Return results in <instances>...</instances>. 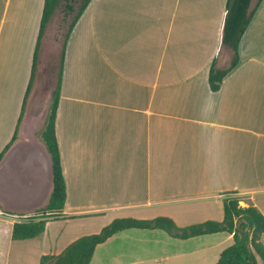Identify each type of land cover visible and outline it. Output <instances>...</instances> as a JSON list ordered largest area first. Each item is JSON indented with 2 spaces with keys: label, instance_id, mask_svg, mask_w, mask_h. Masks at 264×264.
Instances as JSON below:
<instances>
[{
  "label": "crops",
  "instance_id": "0c3cea01",
  "mask_svg": "<svg viewBox=\"0 0 264 264\" xmlns=\"http://www.w3.org/2000/svg\"><path fill=\"white\" fill-rule=\"evenodd\" d=\"M43 4L0 0V154L12 141L0 160V217L10 234L52 194L41 134L60 73L61 218L88 216L77 220L81 234L127 216H168L179 227L222 221L233 195L264 214V0H252L239 63L218 90L211 66L227 68L234 54L221 41L227 0H91L62 40L53 15L26 94ZM68 234L48 221L44 254L62 252L76 237ZM233 242L226 231L179 239L129 228L99 244L90 264H216Z\"/></svg>",
  "mask_w": 264,
  "mask_h": 264
},
{
  "label": "trees",
  "instance_id": "16d2710c",
  "mask_svg": "<svg viewBox=\"0 0 264 264\" xmlns=\"http://www.w3.org/2000/svg\"><path fill=\"white\" fill-rule=\"evenodd\" d=\"M90 1L44 0L38 40L34 53L32 75L26 94L30 91L34 77L41 39L56 10L63 5L65 13H72L76 9V4L79 3L77 12L69 25L68 32H70ZM251 2L252 0H227L221 41L225 46L230 47L234 54L227 68H216L215 61L212 64L209 83L213 90L220 88L223 78L239 63V44L258 6L257 4L255 8L250 9ZM60 91L61 73L53 95L46 125L41 134L43 142L52 158V194L45 207L36 210L31 217H21V219L14 222L11 234L13 240L30 239L42 235L46 230L47 222L61 217V213L64 210L67 187L55 128ZM11 144L12 141L0 154V160ZM241 200V197L237 195L225 198L224 218L222 221L207 220L184 227H179L168 216H157L151 219L117 217L105 225L99 232L86 234L73 240L59 254H43L39 264H90L95 249L99 244L105 242L114 234L129 228L162 229L171 237L179 239L226 231L233 234L234 242L221 252L216 264H257V256L264 263V214L252 203L246 206L241 205Z\"/></svg>",
  "mask_w": 264,
  "mask_h": 264
},
{
  "label": "rangeland",
  "instance_id": "374dc122",
  "mask_svg": "<svg viewBox=\"0 0 264 264\" xmlns=\"http://www.w3.org/2000/svg\"><path fill=\"white\" fill-rule=\"evenodd\" d=\"M64 4V1H63ZM78 4H76V9L74 12L72 13H65V10L63 9V5L60 6V8H58L55 12V22L51 25L52 27V33H57L58 36L60 37V39H64V36L66 35V32L68 30L69 24L72 21V19L74 18V15L77 12L78 9ZM31 32V27H30V31ZM34 48H36V44H37V40H38V29H37V36L34 39ZM49 50V54H50V48ZM33 54V52H32ZM17 66V71L13 69V74L12 76L15 78L13 81V85H12V90H11V99L10 102L12 103V107L15 108V106H18V102H19V91L22 88L23 84L22 82H24L22 79H16V77H18L23 68V64L21 66V63L18 64H13L11 68H14ZM23 75V73H22ZM31 75H32V59H31V65H30V69H29V82L31 79ZM47 81V80H45ZM5 83V82H4ZM29 84V83H28ZM24 94V93H23ZM25 95V94H24ZM24 95H22L21 98V105L22 102L24 100ZM52 102V101H51ZM51 102H50V107H51ZM50 109V108H49ZM50 112V110H49ZM241 205L245 206L246 203L245 201H241L240 202ZM88 216H79L76 217H71V218H54L50 220V230L54 231L57 230L58 233H60L61 231H64L65 234L67 235L68 232H70V236H76L74 238L77 239L80 236H83L84 234L86 235V233H82L84 228L80 227L78 225L77 229H75V226L79 223L77 220H81L84 218H87ZM127 217H131V216H127ZM19 218V217H18ZM138 218V217H135ZM20 219V218H19ZM139 219H145V218H139ZM72 220V221H70ZM74 227V228H73ZM104 227V226H103ZM87 228V227H86ZM49 229V227H48ZM60 230V231H59ZM81 234V235H79ZM91 234V233H90ZM51 243L48 241L43 242V238L38 236L37 238H32V239H28V240H13L11 238V234L9 233L8 230V220L5 218L0 217V264H39L40 262V258H41V254H44L45 250H47V246H50ZM127 256H124V259L127 260ZM257 264H264L262 259L257 256Z\"/></svg>",
  "mask_w": 264,
  "mask_h": 264
},
{
  "label": "built area",
  "instance_id": "2783aa9c",
  "mask_svg": "<svg viewBox=\"0 0 264 264\" xmlns=\"http://www.w3.org/2000/svg\"><path fill=\"white\" fill-rule=\"evenodd\" d=\"M26 218H28V216H25Z\"/></svg>",
  "mask_w": 264,
  "mask_h": 264
}]
</instances>
